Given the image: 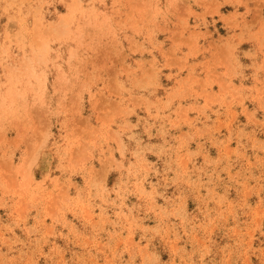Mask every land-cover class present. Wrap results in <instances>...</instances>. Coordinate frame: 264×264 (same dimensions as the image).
Wrapping results in <instances>:
<instances>
[{
    "label": "rangeland",
    "instance_id": "1",
    "mask_svg": "<svg viewBox=\"0 0 264 264\" xmlns=\"http://www.w3.org/2000/svg\"><path fill=\"white\" fill-rule=\"evenodd\" d=\"M0 264H264V0H0Z\"/></svg>",
    "mask_w": 264,
    "mask_h": 264
}]
</instances>
